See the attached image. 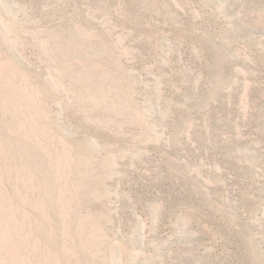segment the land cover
I'll use <instances>...</instances> for the list:
<instances>
[{
    "label": "rangeland",
    "instance_id": "obj_1",
    "mask_svg": "<svg viewBox=\"0 0 264 264\" xmlns=\"http://www.w3.org/2000/svg\"><path fill=\"white\" fill-rule=\"evenodd\" d=\"M0 264H264V0H0Z\"/></svg>",
    "mask_w": 264,
    "mask_h": 264
}]
</instances>
